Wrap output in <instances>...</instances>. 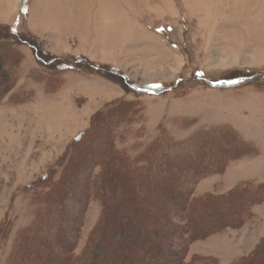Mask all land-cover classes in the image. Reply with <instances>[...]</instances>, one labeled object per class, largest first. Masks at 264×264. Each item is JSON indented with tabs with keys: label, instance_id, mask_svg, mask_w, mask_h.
Returning a JSON list of instances; mask_svg holds the SVG:
<instances>
[{
	"label": "rangeland",
	"instance_id": "1",
	"mask_svg": "<svg viewBox=\"0 0 264 264\" xmlns=\"http://www.w3.org/2000/svg\"><path fill=\"white\" fill-rule=\"evenodd\" d=\"M29 8L33 10L31 29L27 28ZM8 28L23 40L37 42L44 57L61 61L42 67L33 50L19 42L11 48L5 45L6 51L0 49V59L6 70L11 69L13 83L0 103V264H9L21 235L47 209L40 196L35 200L30 187L42 186L50 173L52 182L59 180L60 166L70 158L76 140L92 130L97 115L107 117V127L93 128L81 143L76 168L55 188L69 195L62 205H50L67 212L60 225L68 232L63 240L72 245L73 257L81 256L103 212L96 185L93 189L89 185L88 198L81 201L88 183L86 163L95 156L87 148L97 152L99 144H106L110 137L117 152L133 161L157 139L179 144L178 153L184 154L210 136L215 144L206 146L212 155L204 166L213 168V160H219L221 171L238 153L228 152L220 159V151L228 150L233 135L229 121L242 116L255 102V95L249 92H264V0H0V41L9 37ZM56 66L62 69L56 70ZM190 140L194 143L180 147ZM93 169L89 184L100 173L99 168ZM109 169L118 177L113 184L121 203L115 214L128 217L119 220L126 227L125 235L137 227L142 230L134 221L136 216H143L146 236L165 230V213L173 207L157 195L155 198V186L142 185L138 190L125 167ZM182 174L183 183L191 180L193 184V179ZM77 177L80 181L75 183L72 179ZM118 183L125 187L126 197L120 194ZM197 185L194 198L204 193ZM131 195L137 198L134 208L129 203ZM137 196H142V202ZM174 220L186 224L179 216ZM211 222L203 217L202 230ZM53 236L43 234L35 240L47 239L57 250ZM120 239L117 236L115 241ZM240 239L241 246L248 248L246 243H253L256 237ZM137 241V248L128 254L127 243L115 245L104 256L106 264L153 260L151 252L143 254L142 240ZM196 242L183 246L188 262L202 256L194 253L204 250ZM225 244L213 239L210 249L220 252ZM161 248L156 258L159 264L165 259L166 248ZM36 251L38 255L23 263L15 257L12 264H48L53 258H63L61 254L48 256L40 243ZM222 261L228 264L232 260ZM255 264H264V260Z\"/></svg>",
	"mask_w": 264,
	"mask_h": 264
},
{
	"label": "trees",
	"instance_id": "2",
	"mask_svg": "<svg viewBox=\"0 0 264 264\" xmlns=\"http://www.w3.org/2000/svg\"><path fill=\"white\" fill-rule=\"evenodd\" d=\"M8 30L10 33L9 37H7L5 41H0V49L5 48V45L10 46L11 48V44L18 45L17 42H19L20 44L29 46L33 50L36 60L42 67L48 68L53 66L55 62L61 61L58 59L50 60V58L44 57L43 53L40 54L36 40V44L31 43L28 40H23V36L17 34L11 28H8ZM2 42L4 44H2ZM5 66L4 60L0 59V103L6 98V95L10 92L11 87L13 86L9 76V73L11 72L9 70L11 69L6 70ZM56 67V70L62 69H60L59 66ZM123 105L126 106V104ZM106 120L107 117L102 118L101 114L97 115L93 121L91 129L93 130V128L96 127V129H98L103 126L106 128ZM89 133L84 134V136L82 134L76 140L77 144H74V147L71 150L72 153L68 154L70 158L66 159V161L60 166L62 173L56 183L51 181L53 180V175L51 176L50 173L43 179L44 182L42 183V186L36 184L35 186L30 187V190L35 191V200H37L40 196L41 201H39L44 204L47 209L44 211V214L38 213L32 228L26 230L21 235L16 249L10 257L9 264L13 263L15 257L19 262L23 263L33 254L38 255L39 253L36 251V246H38L39 243L45 249L48 256L55 257L57 254H61L64 258L61 260L53 258L48 264H106L104 256L106 254H110L115 245L125 246V243H127L125 249L128 254L131 252V249L134 250L137 248V239L142 240L141 249L143 254L147 255V253L149 254V252H151L152 255H154L153 260L145 264H159L156 261V258L159 256V247H162L163 249L166 248V250H164L165 259L162 260L160 264H168L170 261H173V264H220L216 258L206 256H194L188 262L183 246H185L186 243L190 244L195 241L207 239L227 229L241 228L246 219L252 216V208L264 203V183L260 185H256L254 183H244L238 185L236 188L224 195L207 194L199 198L193 197L194 185H197L201 178L220 174L224 171V169L219 171V168L221 167V164L218 163L219 160H213V168L204 166V163L206 164V161L210 160L212 155L209 154V149L206 146H208V144H215V141L212 140L210 136H205V138L201 139L200 143L197 145L193 142V140H190L188 143L185 142L184 144H181V148H184V146L186 147V144L194 143L195 145L192 151L191 149H187L184 151V154L178 153L179 144H164L162 139L161 140L163 142L157 139L154 144H151L141 158H136L133 161L128 160V157L125 154L117 152L109 137L107 138L106 144H99L100 148L97 152L95 149H86L89 150L90 155L93 153L92 155L95 156L92 157L90 162L86 163V170L84 169V176L88 177L86 178L88 183L84 186L81 201L83 200L85 202L88 198L87 190L89 185L92 184V189L96 185V197L103 206V212L97 228L91 234L87 247L84 249L81 256L73 257L72 245L66 241V238L63 240L66 236L68 238V232L64 233L61 230L62 226L60 225L61 220L65 219L64 214L67 212L63 209L59 211L52 209L50 205L55 203L62 205L66 201L69 194L55 188L56 186L60 187L63 185L69 178L70 171H72L73 168H76L75 156L81 153L80 149L84 145L81 143L87 140V136L91 134ZM229 133L233 134L229 136V148L228 150L220 151V159L222 156H226L228 152H235L234 154L238 152L232 158V161L257 153V149L253 145L243 141L232 127H230ZM210 135L216 137L213 133H210ZM114 164L118 167L126 168L127 174L132 176L130 178L128 175V178L135 182V185H138V190L142 189V185L147 188L155 186L157 191L155 198L158 196L159 198H162L163 201L165 200V202L170 203L173 209L165 213V225L167 227L165 230L158 233L154 232L152 237L146 236L142 231L144 229L142 219L144 218L143 216H136L134 217V221L138 222L137 225H141V227H143L141 230L142 232L139 231L137 227V231L132 232L130 235L128 233L127 236L125 235L126 227L123 226L124 224H121L119 220L121 219V216L126 220L128 217L126 214L122 213L115 214V212L119 210L117 207L119 205L118 203H121V201L119 198L120 195H116L117 191L114 192V187L116 189L117 185L113 184V179L118 182V177L115 178L109 169L110 166H115ZM93 168H99L100 173L96 177V181H92V183L89 184L93 177ZM89 169L90 171L88 172ZM182 173H185L189 179H193V184L191 180L188 183H183ZM72 180H74L75 183L80 181L78 177L73 178ZM118 188L120 189L122 197L123 195L126 197L127 194H123V189L125 187L123 188V186L118 183ZM135 196L131 195L129 199V203H132L133 208L134 201L137 199ZM137 197L142 202V196ZM81 205L85 204L82 202ZM84 207L85 206H82V208ZM176 216L181 217L186 224L181 225L175 222L174 219ZM54 217L58 220L53 221ZM203 217L208 219L210 222L212 221V224L207 223L210 225H208L204 230H202V222L200 223V220L202 221ZM155 223H157V221ZM31 233L33 234L32 236ZM43 234L54 235L53 240L57 243V250L52 248V245L47 239L36 242V237ZM123 235L127 238H124ZM117 236L121 237V241L119 243L115 241ZM98 254H100V258L97 256ZM134 258L136 259L137 256H134ZM259 260L262 262L264 260V237L255 250L232 264H255V262Z\"/></svg>",
	"mask_w": 264,
	"mask_h": 264
},
{
	"label": "crops",
	"instance_id": "3",
	"mask_svg": "<svg viewBox=\"0 0 264 264\" xmlns=\"http://www.w3.org/2000/svg\"><path fill=\"white\" fill-rule=\"evenodd\" d=\"M32 17L33 10L29 8L28 29H31L30 21ZM249 93H253L252 96L255 95V102L248 107V110H244L242 116L237 115L235 120L233 122L230 120L229 123L243 141L257 149V153L233 160L225 167L222 173L211 175L200 181L197 186L204 189V193L200 196L207 194L224 195L244 183H264V92L251 91ZM253 236L256 237V240L250 244L246 243L249 246L248 248L241 246L244 242L239 243V237L241 241H245ZM262 236H264V203L252 208V216L245 221L241 228L228 229V232L216 234L206 240L196 242L195 244L199 245V248H204V250L203 252L194 253L219 259L221 264H223V258L232 260L231 263H228L232 264L234 260H238L250 253ZM213 239H220L226 242L220 252L217 251L215 253V249H210ZM205 249H207V252H205Z\"/></svg>",
	"mask_w": 264,
	"mask_h": 264
},
{
	"label": "snow or ice",
	"instance_id": "4",
	"mask_svg": "<svg viewBox=\"0 0 264 264\" xmlns=\"http://www.w3.org/2000/svg\"><path fill=\"white\" fill-rule=\"evenodd\" d=\"M26 11V9H24Z\"/></svg>",
	"mask_w": 264,
	"mask_h": 264
}]
</instances>
